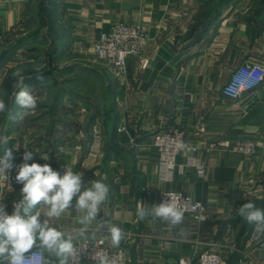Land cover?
<instances>
[{"label":"crops","instance_id":"0c3cea01","mask_svg":"<svg viewBox=\"0 0 264 264\" xmlns=\"http://www.w3.org/2000/svg\"><path fill=\"white\" fill-rule=\"evenodd\" d=\"M215 1L60 0L61 23L50 61L57 66L49 70L43 68L44 58L41 67L21 64L32 61L27 53L32 48L23 52L26 45L40 39L17 36L28 0H0V98L8 108L0 113V135L9 138V147L16 146L13 164L48 163L55 171L69 164L82 174V191L96 179L106 183L110 194L98 219L107 213L123 230L126 264H178L179 258L203 250L219 252L224 264H264V233L238 214L249 201L264 209V84L238 99L222 94L239 64L264 65V2ZM118 22L142 24L147 44L140 55L127 59L123 75L111 69V82L103 78V103L96 105L67 88L66 73H76L100 34ZM19 65L26 67L23 82L36 96L37 108L14 122L9 117L19 109L12 73ZM55 74L58 83L52 84ZM41 75L43 83L37 79ZM172 127L182 130L195 150L179 154L171 179H164L152 137ZM242 138L255 142L253 154L231 149ZM3 150L0 145V155ZM26 151L32 153L28 161L23 160ZM193 156L202 161V176L187 165ZM16 174L14 167L11 183L0 181L9 214L23 186ZM164 189L200 200L204 218L197 221L184 213L174 228L151 216L139 219L137 202L159 204ZM71 211L53 225L74 233L80 226ZM181 230L187 235L182 237ZM96 236L111 246L106 232Z\"/></svg>","mask_w":264,"mask_h":264},{"label":"clouds","instance_id":"9594fccd","mask_svg":"<svg viewBox=\"0 0 264 264\" xmlns=\"http://www.w3.org/2000/svg\"><path fill=\"white\" fill-rule=\"evenodd\" d=\"M12 76L15 79L12 93L19 111L9 118L20 122L37 108V98L24 84L22 70L17 69ZM37 79L43 83L42 75ZM16 88L20 90L17 92ZM6 111L7 105L0 98V113ZM9 144V138L0 135V145L4 146L3 155H0V181L10 180L15 167V181L23 186L20 199L13 203L12 214L6 211L4 196L0 194V264H70L73 260L78 264L81 251L73 241L87 236L92 242L96 240L97 233L106 232L111 246L119 247L124 238L123 230L111 222L107 213L98 219L110 194L106 183L96 179L82 191V174L73 172L68 166L61 175L48 163L14 165L16 146L9 147ZM31 158L32 153L26 151L23 160ZM73 209L77 214L76 223L80 226L74 233H65L53 225V220H59ZM238 214L249 224L256 225L258 233H264V209L249 201L238 208ZM136 215L141 220L148 216L158 218L173 228L181 225L184 219L183 210L170 197L150 207L139 200ZM180 235L184 237L187 233L181 230ZM92 259L96 264H114L106 253L95 252Z\"/></svg>","mask_w":264,"mask_h":264},{"label":"built area","instance_id":"2783aa9c","mask_svg":"<svg viewBox=\"0 0 264 264\" xmlns=\"http://www.w3.org/2000/svg\"><path fill=\"white\" fill-rule=\"evenodd\" d=\"M147 40L146 29L139 22H118L108 31L100 34L93 43L92 53L95 58L109 66L116 75H123L127 69V59L130 56L140 55L147 44ZM261 84H264V65L259 62H243L232 71L228 82L222 87V94L229 99H238ZM152 144L164 179H171L176 166V157L179 154L187 150H195L194 146L186 144L184 133L176 127L156 132L152 137ZM220 144L228 146L226 141ZM231 149L249 155L255 152L256 144L250 138H242L236 140ZM187 165L193 166L199 175L204 174L200 158L189 157ZM67 166L75 172L69 164H64L58 172L63 175ZM10 183L11 175L10 180H5L6 185ZM5 188L0 186V194L3 195ZM169 197L177 202L185 214L197 221L204 218L205 205L200 200H196L191 195L179 190L164 189L159 195L160 203ZM73 242L81 251L78 264H96L92 259L95 252L106 253L114 261V264H126L127 262L128 253L125 245L109 246L103 236H96V240L92 242L87 239V236ZM70 264H77V261H70ZM178 264H224V259L217 251L203 250L194 257L179 258Z\"/></svg>","mask_w":264,"mask_h":264},{"label":"rangeland","instance_id":"374dc122","mask_svg":"<svg viewBox=\"0 0 264 264\" xmlns=\"http://www.w3.org/2000/svg\"><path fill=\"white\" fill-rule=\"evenodd\" d=\"M229 1L225 3H228ZM59 2L60 0H28L26 4L22 16L23 22L16 30L18 33L17 36L25 37L28 35L30 36L28 38L29 40L34 39L35 37L40 38L39 40L37 39L36 41L28 43L26 45L27 47L23 49L24 52L27 51L26 48H32L30 50L31 53L27 52L29 59L31 58L32 61H24L21 63L25 64L28 62V68L34 66L41 67V59L43 58L45 59L44 69L47 68L51 70L53 67L50 61L55 52L54 41L55 35H57L58 23H61L59 19L61 14ZM262 2H264V0H240L238 3L241 5H250ZM55 66H57V64ZM78 66H80V68L75 69L76 73H66V76H68L66 79L67 88H75V90L85 95L86 99L90 98L93 104L102 105L103 96L105 95L104 88H102V85L105 82H103V78L109 81L111 80V68L100 59L95 58L93 53L89 55L87 59L81 60V63ZM18 69L25 70L26 67L19 65ZM53 76L54 77L52 80L50 79L49 82L52 84L58 83V74Z\"/></svg>","mask_w":264,"mask_h":264},{"label":"water","instance_id":"95a60500","mask_svg":"<svg viewBox=\"0 0 264 264\" xmlns=\"http://www.w3.org/2000/svg\"><path fill=\"white\" fill-rule=\"evenodd\" d=\"M106 128H107V132L110 133L111 130H112V124H111V122H108V123L106 124Z\"/></svg>","mask_w":264,"mask_h":264},{"label":"trees","instance_id":"16d2710c","mask_svg":"<svg viewBox=\"0 0 264 264\" xmlns=\"http://www.w3.org/2000/svg\"><path fill=\"white\" fill-rule=\"evenodd\" d=\"M227 1H229V0H216L215 1V5H217V4H220L221 5L222 3L227 2Z\"/></svg>","mask_w":264,"mask_h":264}]
</instances>
